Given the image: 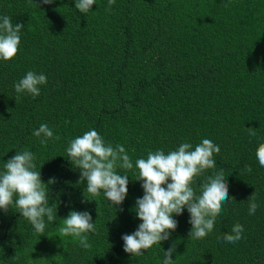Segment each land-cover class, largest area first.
<instances>
[{
	"label": "trees",
	"instance_id": "1",
	"mask_svg": "<svg viewBox=\"0 0 264 264\" xmlns=\"http://www.w3.org/2000/svg\"><path fill=\"white\" fill-rule=\"evenodd\" d=\"M75 3L0 0V18L24 25L17 55L0 59V171L16 152L31 151L42 181L55 179L48 199L57 205L43 234L18 208L0 209V264H163L173 245L174 264H264V167L256 157L264 143V0H115L110 11L108 0H95L87 14ZM28 71L47 77L39 96L15 91ZM42 123L54 133L46 144L33 135ZM93 129L132 159L131 170L117 169L129 176L121 205L103 191L88 194L67 154L73 139ZM203 139L220 152L215 169L196 178L197 195L220 169L229 185L213 230L190 238L185 209L174 215L178 226L167 241L139 257L124 252L122 235L142 222L134 211L144 194L135 161L184 142L194 150ZM253 192L259 207L249 215ZM71 211L91 214V248L59 237ZM237 223L242 239L223 241Z\"/></svg>",
	"mask_w": 264,
	"mask_h": 264
},
{
	"label": "clouds",
	"instance_id": "2",
	"mask_svg": "<svg viewBox=\"0 0 264 264\" xmlns=\"http://www.w3.org/2000/svg\"><path fill=\"white\" fill-rule=\"evenodd\" d=\"M54 0H42L43 4H52ZM115 0H108V10H111ZM95 0H76L75 8L80 13L87 14ZM23 24H14L8 16L0 18V59H13L21 43L20 33ZM47 84L43 73L28 71L15 85L17 94L28 93L33 97L39 96L40 86ZM249 134L256 135L254 128H249ZM33 135L43 137L42 144L54 138L53 130L47 124H41ZM70 161L80 171V182L86 181V191L97 196L103 191L104 195L114 206L121 205L128 194L129 176L120 174L117 169L131 170L133 162L123 145L113 146L96 131L89 130L70 142L67 148ZM220 152V147L209 139H203L193 150V145L184 142L176 150L165 153L163 149L150 151L147 158H138L135 167L142 181L143 196L135 201L136 217L142 221L131 234L122 235L123 250L134 257L144 254L143 250L154 244H161L170 238L178 222L173 218L187 209L191 224L189 237L204 238L215 225L216 217L221 213L222 206L229 199L228 180L223 169L208 175L200 185L197 195L193 185L196 178L206 170L215 169L214 154ZM260 166L264 167V143L256 150ZM35 156L31 151L16 152L8 159L0 171V209L7 212L13 206L28 219L35 231L43 234L46 221L53 222L57 215V205H49L48 185L55 183L50 179L45 184L41 179L40 169H36ZM252 171L250 166L246 167ZM171 181V182H169ZM166 185V187H165ZM88 200V199H87ZM249 201V215H254L259 205L253 192ZM122 210V209H121ZM95 223L88 211H71L63 219L59 228V237L72 236L79 239L80 245L91 248L87 233L95 232ZM243 225L235 224L231 232L225 233L223 241L235 243L242 239ZM175 245L164 251L163 264H174L171 258Z\"/></svg>",
	"mask_w": 264,
	"mask_h": 264
}]
</instances>
